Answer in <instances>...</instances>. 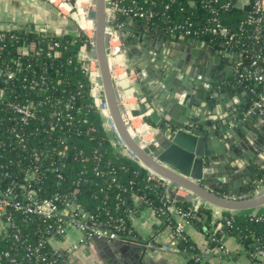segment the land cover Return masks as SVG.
Instances as JSON below:
<instances>
[{"label": "trees", "instance_id": "16d2710c", "mask_svg": "<svg viewBox=\"0 0 264 264\" xmlns=\"http://www.w3.org/2000/svg\"><path fill=\"white\" fill-rule=\"evenodd\" d=\"M167 1L137 0L138 4L151 6L157 14L149 21L136 20L169 30L176 22L187 19L193 26L203 28L212 16L211 9L215 8L222 23L237 30L254 0L242 6L236 5V0H207L206 5L173 0L165 9ZM227 1L228 7L220 6ZM5 33L7 36L0 42V85L5 90V99L0 101V189L13 185V190L19 193L26 185L38 197L53 199L58 205L68 197L104 225L112 224L118 215L123 216L126 229L129 220L125 214L134 205V195L142 196L156 211L163 210L164 187L136 160L115 151L109 141L107 120L89 94L87 66L77 56L85 37L69 32L51 37L47 35L49 31L31 28H13ZM196 37L222 46L219 43L222 39L217 36L204 33ZM52 41L58 42L56 53L46 57L44 51ZM32 42L33 49L26 54L19 52L20 47ZM39 48L43 52L37 53ZM15 62L19 63L18 68ZM7 70H15V77L3 79ZM235 77L229 78L231 85L251 88V101L259 98L260 85L238 83ZM35 80L37 84L31 87ZM72 94L75 97L70 99ZM11 102L31 103L36 117L23 123L9 105ZM68 102L70 106L66 107ZM262 110L264 114V100ZM263 165L257 169V179L264 178ZM31 168H35V176L26 180L24 175ZM84 177H88L87 182L83 181ZM74 188H77L75 193ZM190 203L174 201L181 207ZM198 212L204 215L203 220L192 219L191 223L202 228L208 237L212 209L200 204ZM10 215L20 226L22 235L29 238L28 242L35 243V230L43 226L42 218L32 214L28 224H22L20 213L11 211ZM212 233L216 240H211L209 235L210 247L219 246L225 236L232 235L255 260L248 250L255 238L264 237V211L259 216L235 213L230 225L219 221ZM16 239L12 234L0 238V253L10 250L23 260L24 248ZM46 247L49 249V245ZM196 250L200 251L197 246Z\"/></svg>", "mask_w": 264, "mask_h": 264}, {"label": "crops", "instance_id": "0c3cea01", "mask_svg": "<svg viewBox=\"0 0 264 264\" xmlns=\"http://www.w3.org/2000/svg\"><path fill=\"white\" fill-rule=\"evenodd\" d=\"M249 1L236 0L235 3L242 6ZM130 20L131 18H124L123 20L120 18L118 20L120 31L125 34V40H114L111 43V50L113 49L117 59L112 75L115 84L120 86L119 97L122 103L127 104V110L125 108L124 114L132 134L142 135L140 139L146 141L150 139L152 133L156 130L148 124L151 123L150 120L146 119L144 121V114L132 116L129 113L130 109L139 108L137 97L132 96L133 87L139 79L148 87L151 86V90H154L157 94L158 90L164 86L165 79L159 76L158 69H155L154 63L156 60L159 62L168 59L169 63L179 66L183 64L187 68L192 59L198 58L195 55L197 52L198 56L204 60L208 57L214 58L217 56L218 64L221 65L222 70L228 72L225 78L226 85H229L228 91H233V94L226 96L231 111L234 113L242 102L250 100V93L246 88L231 85L229 81V78L234 75L233 62L238 57L235 55V51L223 49L202 38L171 33L162 27L150 25L141 20H136L137 23L134 24ZM9 28H31L72 34H78L80 31V27L71 22L64 11L57 10L51 0H0V29ZM198 40L200 41L199 44ZM115 46H117L116 50H114ZM141 70H144V74L142 73L139 76ZM181 75L180 72H176L174 75L175 78H178V82L182 78ZM185 91L184 100H187L191 94V87L187 86ZM164 93L166 94V90L162 88L160 96H163ZM258 114L264 115L261 111H258ZM261 119L262 116H255L251 122L247 123L249 130L246 135L242 131H238L240 141L238 139H235V141L241 143L244 151H240L239 148L234 149L237 155L240 153V156L247 157L246 159H248V155L245 149H250L254 154V159L250 160V166H256L257 168L260 166V162L264 161L260 157L262 151H264V145L261 144L260 139V136L264 135V124H262ZM220 140H223V136L220 137ZM220 159L227 160L225 167H230L235 163L234 161L229 162L225 154L220 155ZM134 160L145 167L150 175L156 176V173L148 169L138 159ZM237 165L240 168L244 166L240 157L237 158ZM242 175L240 171L231 172L226 175V182L231 183L233 179ZM217 183L219 181H216ZM260 189L258 188L257 191L259 192ZM164 193L166 198L172 200L173 203L175 200L192 201L194 199L188 189L174 184H165ZM165 200L164 196V208ZM133 201L134 205L130 208L128 215L127 235L139 242L147 243L148 241L149 244H134L116 239L83 238L80 230L70 227L62 239L50 240L51 246L56 249L59 255L60 264H195L182 253L164 250L159 247L161 243L168 242L173 236L170 214L163 210L156 211L140 195H134ZM260 209L261 206H257L250 208V210H237L235 213H255ZM186 234L197 248L205 254L209 264H257L255 260L246 254L232 235H227L223 239V244L227 249L225 252L219 246L210 247L208 243L209 232L207 237L204 230L196 224H188ZM74 242H78L77 248L72 247Z\"/></svg>", "mask_w": 264, "mask_h": 264}, {"label": "water", "instance_id": "95a60500", "mask_svg": "<svg viewBox=\"0 0 264 264\" xmlns=\"http://www.w3.org/2000/svg\"><path fill=\"white\" fill-rule=\"evenodd\" d=\"M91 1L94 6L87 10V16L92 21L91 40L94 48L91 54L99 68L104 98L113 124L125 145L148 169L169 180L171 185L188 189L193 197L198 196L213 205L231 210L262 205L264 180L257 179L256 166H250L254 154L250 149H245L248 155L246 159L240 153L237 155L234 149L244 151L238 131L246 135L249 130L247 123L255 116H262L264 124V115L258 114L256 106L250 109L251 100L242 102L234 113L231 111L226 96L233 94V91H228L229 85L225 83L228 72L222 70L218 57L204 60L197 52L195 55L198 58L192 59L187 68L183 64L169 63L168 59L155 61L158 75L165 79L162 88H165L166 94L160 96L162 88L157 94L140 79L132 91V96L138 99L139 108L130 109V115L144 114V121L150 120L148 124L156 129L149 140H141L142 135L132 134L128 121L124 119L127 104L122 103L120 86L115 84L111 75L108 60L111 34L105 28V0ZM70 3L76 8V0H70ZM130 22L137 23L134 18ZM119 39L125 40V34L120 29ZM176 72L182 73L180 82L174 76ZM142 73L144 70L140 71L139 76ZM187 86L191 87V94L184 100ZM221 136L223 140H220ZM260 137L264 145V135ZM262 152L259 156L264 160ZM223 154L229 162L235 163L225 167L227 160L220 159ZM238 157L244 164L241 168L237 165ZM238 171L243 175L231 183L226 182L227 174ZM216 181L219 183L216 184ZM258 188H261L259 192L252 193ZM233 194L245 195L237 198L231 197Z\"/></svg>", "mask_w": 264, "mask_h": 264}, {"label": "built area", "instance_id": "2783aa9c", "mask_svg": "<svg viewBox=\"0 0 264 264\" xmlns=\"http://www.w3.org/2000/svg\"><path fill=\"white\" fill-rule=\"evenodd\" d=\"M170 1L168 0L164 7H170ZM206 5L207 0H190L191 4L197 2ZM217 2L218 0H213ZM63 5V4H62ZM230 2H224L220 4L221 7H228ZM64 6V5H63ZM65 9H67L65 7ZM69 11H72L68 9ZM212 16L208 18V24L203 28L193 26L192 22L184 19L175 23L173 29L166 30L171 33H180L186 36L196 37L200 34H211L217 36L222 40L219 42L223 49H230L238 56L233 62V71L236 76V82L238 83H254L260 85L262 92L259 93V98L252 101V106H256L257 111L262 110L264 100V0H254L252 3L251 11L247 14L246 18L241 21L237 30L231 29L229 26L222 23L215 8L211 9ZM105 14H106V30L111 34L110 52L108 56L111 75L115 62L117 59L111 50V43L114 40L119 39L120 23L118 17L124 18H139L146 21L151 20L156 16L157 11L149 5L138 4L137 0H105ZM87 16V15H86ZM88 18V16H87ZM88 20H91L88 18ZM83 27V26H81ZM80 27V34L85 37V42L80 46L77 56L87 66L88 79H89V94L92 98L93 104L97 107L98 111L103 115L108 123L109 141L114 147V150L120 154L127 155L133 159L137 157L132 151L125 145L123 140L118 135L116 128L113 124L111 115L109 113L108 104L104 98L103 84L100 78L99 68L95 57L91 54L94 44L91 40V32L85 31ZM9 29H0V42L7 36L5 31ZM27 29V28H26ZM176 30V31H175ZM87 32V33H86ZM62 33L56 31H49L48 36L61 35ZM12 36L11 34H9ZM199 38V37H197ZM207 42V41H206ZM58 45L57 41L48 43L44 55L50 57L56 53L55 47ZM229 47V48H228ZM34 48V43L19 48V52L26 54L30 49ZM43 52L42 48L36 50L37 53ZM115 56V57H114ZM18 65V62H15ZM2 74V72H0ZM3 79L8 80L16 75L15 70H7L3 72ZM113 76V75H112ZM37 84L35 80L30 86L34 87ZM5 90L0 85V101L5 99ZM248 91H253L251 88ZM75 95H71L70 99H73ZM9 105L20 116L23 123L27 122L30 118L36 117L33 105L31 103H9ZM70 103H66V107H69ZM125 113V112H124ZM263 114V113H262ZM124 119L127 121L124 114ZM111 135V136H110ZM6 173V172H5ZM98 173V171L96 172ZM155 173V172H154ZM35 176V168H31L24 175L26 180L32 179ZM152 176V175H151ZM154 177L160 185L165 187V184H170V181L161 175L156 174ZM264 180V178H261ZM84 182L88 181V177L83 178ZM13 185H8L4 189H0V238L6 237L12 234L13 237L19 240L20 246L24 248L23 260L19 259L10 250H5L0 253V264H60V258L56 251L51 246L50 240H59L65 237L66 231L70 227L77 228L83 234V238H96L105 240H119L128 243H140L147 245V243L139 242L128 236L125 218L123 216H116L112 224L104 225L94 220L93 215L85 209L78 208L71 198L66 197L63 204L58 205L53 199L40 198L26 185L22 186L21 192L13 190ZM258 189H255L252 193H257ZM77 191V188L73 189V193ZM245 194L231 195V197L241 198ZM165 196V208L163 211L170 214L173 217L170 221L172 224L173 236L166 242L161 243L159 247L164 250L182 253L190 261L195 264H209L206 260V256L203 252L196 250V245L189 241L186 236V226L191 223L192 219L202 221L203 214H199V205L203 204L206 207H211V219L208 226V232L211 240H216L213 235V228L219 221H224L230 225L232 223L235 210L222 208L213 205L204 199L196 196L191 203L185 207L176 206L172 200ZM224 196H226L224 194ZM261 206L260 211L255 213H248L250 215H258L264 211V203ZM117 208L119 207L116 206ZM11 211L20 213V220L22 224H28L30 216L36 214L41 217L43 226H37L35 234L37 235V241L35 243L28 242L29 238L23 236L21 228L17 222L13 220L10 215ZM128 219L129 211L125 214ZM114 218V217H113ZM128 227V226H127ZM21 237V239H19ZM49 245V249H47ZM73 248L78 247V242L72 244ZM219 247L226 252V247L223 241L219 243ZM249 254L255 259L257 264H264V237H257L248 250ZM26 257V258H25Z\"/></svg>", "mask_w": 264, "mask_h": 264}, {"label": "rangeland", "instance_id": "374dc122", "mask_svg": "<svg viewBox=\"0 0 264 264\" xmlns=\"http://www.w3.org/2000/svg\"><path fill=\"white\" fill-rule=\"evenodd\" d=\"M52 1V4L54 5V7L59 10V11H64V14L67 15L68 19L73 22L76 26H79L81 27L82 25L81 24H84L80 18L77 16L78 14V11H77V5L75 6L76 10L75 12H72V11H69L68 9H65V7L62 5V4H66V3H70V0H51ZM77 3L79 4V6L82 8V9H85L86 11L88 9H92L94 4L91 0H77ZM71 7V6H70ZM72 8V7H71ZM85 11V12H86ZM88 12V11H87ZM87 12H86V15H87ZM75 17H73V15ZM89 18V17H88ZM87 16L85 17V19L87 20L88 19ZM83 28V27H81ZM85 31L87 32H91V27L88 25H85V27L83 28ZM86 32V33H87ZM253 208V207H251ZM248 210H250V208H247ZM246 209H238V211H245ZM237 212V210H235Z\"/></svg>", "mask_w": 264, "mask_h": 264}, {"label": "bare ground", "instance_id": "6f19581e", "mask_svg": "<svg viewBox=\"0 0 264 264\" xmlns=\"http://www.w3.org/2000/svg\"><path fill=\"white\" fill-rule=\"evenodd\" d=\"M64 5V7H66L67 9H70V10H72L73 9V11L72 12H75V8H73L74 6H72V4L71 3H66V4H63ZM76 5H77V11H78V14H77V16L80 18V20L84 23V24H81L83 27H85V25H88L89 24V26L90 27H92V21L91 20H86L85 19V17H86V10L85 9H82L80 6H79V4L77 3V0H76ZM72 8H71V7ZM86 11V12H85ZM117 49V46H115V48H114V50H116Z\"/></svg>", "mask_w": 264, "mask_h": 264}, {"label": "flooded vegetation", "instance_id": "af4514ba", "mask_svg": "<svg viewBox=\"0 0 264 264\" xmlns=\"http://www.w3.org/2000/svg\"><path fill=\"white\" fill-rule=\"evenodd\" d=\"M263 164H264V162H262V163L260 162V166H262ZM260 166H259V167H260ZM263 166H264V165H263ZM259 167H258V168H259ZM258 168L256 167V169H258Z\"/></svg>", "mask_w": 264, "mask_h": 264}]
</instances>
